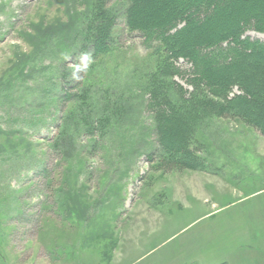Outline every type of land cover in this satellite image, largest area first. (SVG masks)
<instances>
[{
  "label": "rangeland",
  "instance_id": "374dc122",
  "mask_svg": "<svg viewBox=\"0 0 264 264\" xmlns=\"http://www.w3.org/2000/svg\"><path fill=\"white\" fill-rule=\"evenodd\" d=\"M88 4L0 0V264H264V134L209 115L205 169L160 159L140 33L118 18L119 50L73 78ZM87 90L122 105L95 108L105 130L76 122Z\"/></svg>",
  "mask_w": 264,
  "mask_h": 264
},
{
  "label": "trees",
  "instance_id": "16d2710c",
  "mask_svg": "<svg viewBox=\"0 0 264 264\" xmlns=\"http://www.w3.org/2000/svg\"><path fill=\"white\" fill-rule=\"evenodd\" d=\"M111 1L88 0L78 49L91 58L113 55L119 50L114 32L120 17L130 32L140 33L153 58L152 67L141 72V86L155 114L160 159L205 169L196 133L209 115L239 118L264 134V40L245 35L248 30L264 33V0ZM181 59L189 68L179 65ZM180 75L190 92L172 87V78ZM79 100L89 107V116L76 122L90 131L96 124L105 130L109 121L95 122L97 109L102 106L108 115L122 107L109 91L87 90Z\"/></svg>",
  "mask_w": 264,
  "mask_h": 264
},
{
  "label": "clouds",
  "instance_id": "9594fccd",
  "mask_svg": "<svg viewBox=\"0 0 264 264\" xmlns=\"http://www.w3.org/2000/svg\"><path fill=\"white\" fill-rule=\"evenodd\" d=\"M91 57L88 54H83L80 58V63L75 66L73 78L79 79L78 73L86 72L91 64Z\"/></svg>",
  "mask_w": 264,
  "mask_h": 264
}]
</instances>
